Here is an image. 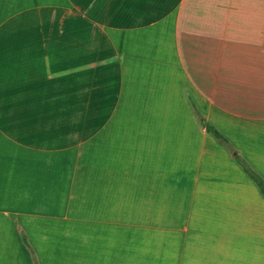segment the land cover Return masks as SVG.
I'll return each mask as SVG.
<instances>
[{
    "label": "crops",
    "instance_id": "0c3cea01",
    "mask_svg": "<svg viewBox=\"0 0 264 264\" xmlns=\"http://www.w3.org/2000/svg\"><path fill=\"white\" fill-rule=\"evenodd\" d=\"M189 96L264 178V0H0V264H264Z\"/></svg>",
    "mask_w": 264,
    "mask_h": 264
},
{
    "label": "trees",
    "instance_id": "16d2710c",
    "mask_svg": "<svg viewBox=\"0 0 264 264\" xmlns=\"http://www.w3.org/2000/svg\"><path fill=\"white\" fill-rule=\"evenodd\" d=\"M190 102L195 110L199 122L205 127L208 134H210L220 145L227 149L232 156L233 160L240 166L242 171L253 181L258 188L261 196L264 199V178L246 161V159L232 146L230 141L224 137L209 121L204 118V115L197 109L189 96ZM20 238L22 243L25 245L29 259L32 264H38V259L34 248L29 243L26 233L24 230L19 228Z\"/></svg>",
    "mask_w": 264,
    "mask_h": 264
},
{
    "label": "rangeland",
    "instance_id": "374dc122",
    "mask_svg": "<svg viewBox=\"0 0 264 264\" xmlns=\"http://www.w3.org/2000/svg\"><path fill=\"white\" fill-rule=\"evenodd\" d=\"M181 87H182V89L184 90V89H186V91L188 92H190L191 90H190V87L188 86V85H186V83H185V81L183 80L182 81V83H181ZM191 93V92H190ZM191 95H192V97H194V95L191 93ZM200 103V102H199Z\"/></svg>",
    "mask_w": 264,
    "mask_h": 264
}]
</instances>
